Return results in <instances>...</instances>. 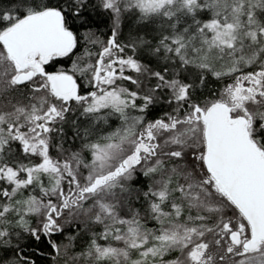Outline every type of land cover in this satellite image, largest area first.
Returning <instances> with one entry per match:
<instances>
[{
  "label": "snow or ice",
  "instance_id": "6c2138e0",
  "mask_svg": "<svg viewBox=\"0 0 264 264\" xmlns=\"http://www.w3.org/2000/svg\"><path fill=\"white\" fill-rule=\"evenodd\" d=\"M0 264H264V0H0Z\"/></svg>",
  "mask_w": 264,
  "mask_h": 264
}]
</instances>
